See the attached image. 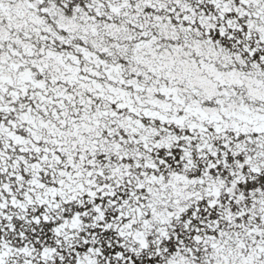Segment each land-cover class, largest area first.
I'll list each match as a JSON object with an SVG mask.
<instances>
[{
	"label": "snow or ice",
	"instance_id": "obj_1",
	"mask_svg": "<svg viewBox=\"0 0 264 264\" xmlns=\"http://www.w3.org/2000/svg\"><path fill=\"white\" fill-rule=\"evenodd\" d=\"M0 264H264V0H0Z\"/></svg>",
	"mask_w": 264,
	"mask_h": 264
}]
</instances>
